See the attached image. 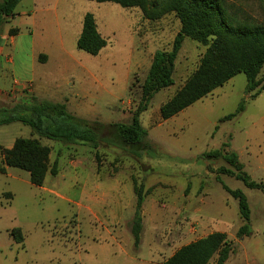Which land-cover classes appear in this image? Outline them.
<instances>
[{
	"label": "rangeland",
	"instance_id": "374dc122",
	"mask_svg": "<svg viewBox=\"0 0 264 264\" xmlns=\"http://www.w3.org/2000/svg\"><path fill=\"white\" fill-rule=\"evenodd\" d=\"M225 4L241 17L264 25V0H225ZM49 6L54 7L50 17L67 32L61 44L56 40L52 45L62 64H36L37 98L56 103L66 98L71 114L91 122L130 124L152 57L158 50H172L180 20L169 13L149 21L139 8L110 2L64 0L59 7ZM31 7L30 0L23 1L15 14ZM88 13L95 16L108 43L96 56L77 48ZM24 18L28 16L17 15L4 28L0 66L13 67L12 82L25 81L32 67V37ZM16 26L20 33L10 43L9 31ZM206 50L188 38L183 43L174 86L156 94L141 116L149 133L147 142L154 148L141 159L110 143L115 140L109 130H100L101 145L96 150L40 139L18 122L0 127L3 147L10 148L20 137L39 138L51 148L50 165L59 163L58 175H48L42 188L34 187L25 171H0V264H161L179 248L214 232L226 233L234 244L226 264H264V191L227 175H219L218 181L217 170L230 166L204 155L216 150L235 152L251 179L264 184V91L251 99L254 92L247 93V77L241 73L173 118L163 121L160 116L161 105L184 85ZM7 55L12 58L9 64ZM263 75L264 68L259 78ZM243 101V112L222 121ZM223 183L247 196L250 235H239L243 225L239 202L223 189ZM141 185L143 228L140 245L135 247L130 229ZM17 227L24 243L10 246V231ZM118 234L120 240L115 241ZM210 264H217V256Z\"/></svg>",
	"mask_w": 264,
	"mask_h": 264
},
{
	"label": "trees",
	"instance_id": "16d2710c",
	"mask_svg": "<svg viewBox=\"0 0 264 264\" xmlns=\"http://www.w3.org/2000/svg\"><path fill=\"white\" fill-rule=\"evenodd\" d=\"M23 0L0 1V47L4 44V28L13 17L18 5ZM98 3H115L123 8H139L144 18L149 21L162 19L169 13H175L181 28L176 35L172 50L155 52L150 69L140 86L141 98L132 113L130 124H111L109 126L91 122L88 119L71 114L66 104L39 99L34 96L23 98L11 107H0V127L13 123L29 126L40 139H49L64 145L82 144L93 149L101 145V131L109 130L117 144L134 157L141 159L143 153L154 149L147 142L148 130L141 124V116L151 106L153 98L159 92L174 86L176 61L185 40L191 39L207 47L199 66L188 77L184 85L169 97L160 108V116L167 121L178 115L196 102L208 97L219 87H223L235 76L244 73L247 77V93L250 98H257L264 91V25L254 22L225 4V0H89ZM20 30L12 28L10 36H17ZM107 40L99 32L96 18L86 14L83 30L77 40V48L96 56L106 46ZM44 58H41L42 62ZM137 81V80H136ZM245 110V101L241 102L235 113L225 116L222 121H229ZM37 138H17L11 148L0 144L3 157L1 173L6 167L25 171L30 183L42 187L48 175L56 176L59 172L58 160L50 165L51 148L43 145ZM216 160L223 159L230 168L221 167L219 175L235 177L250 189L264 191V184L253 181L244 171L235 152L222 153L216 150L204 154ZM99 159V155H97ZM223 189L239 202V214L243 225L240 236L251 233V209L247 196L241 190H232L224 183ZM136 211L131 233L134 245L138 247L143 228L142 207L145 200L144 186L136 191ZM10 235L16 244L24 243L21 228H13ZM234 252V244L226 233L214 232L206 237L191 242L161 264H210L217 256V264H226Z\"/></svg>",
	"mask_w": 264,
	"mask_h": 264
},
{
	"label": "crops",
	"instance_id": "0c3cea01",
	"mask_svg": "<svg viewBox=\"0 0 264 264\" xmlns=\"http://www.w3.org/2000/svg\"><path fill=\"white\" fill-rule=\"evenodd\" d=\"M23 1H27V0H23ZM30 1H31V6H32L31 9H28L22 14L16 13L15 17H13L10 21L15 20L17 18V15L28 16V19L24 18L25 21L23 23L28 28L29 33L32 37V54H31L32 67H31L30 73L29 74L27 73V77L25 81L19 82L13 79V82H12L10 81V79H11V76L13 77L14 75L13 67L11 65L10 66L8 65L0 66V103L6 104L4 105L6 107H11L12 105L19 103L23 98L28 97V96L37 97V94L39 91L36 87V80L38 77L37 76L38 74L36 73L37 72L36 64L39 62L41 63L40 61L41 58H44L42 62L45 65V67L46 65L53 63V62L54 64H58V65L62 64V59L61 58L59 59L57 52H55L52 49V45L56 40H58V42L61 44L64 39L63 38L64 34L67 31L65 30V28L60 26L61 24L59 21L55 22L53 21L52 17H50L52 16V13L54 12V7L49 6V4L52 3L56 7L57 5L59 7V4H62V1L64 0H54L55 2L53 0L51 1L50 0H30ZM83 22H84V19H83ZM14 28H18L19 30H21L19 26H16ZM5 33L6 34L8 33V29L5 31ZM3 38L4 40L6 39L4 35H3ZM15 38L16 36H11L9 39L10 43H13ZM3 53H4V47L2 46L0 47V57L3 56ZM59 54L61 55V52H59ZM6 58H7V62H6L7 64L12 62V58L9 55H7ZM151 64H152V61L150 63V66ZM61 103H64L67 106V104H69V101L68 99L64 98V101H62ZM7 169L9 170L10 168L6 167V170ZM42 187H36V188H42ZM133 213H134V210L131 213V217H130L131 219L133 218ZM131 222H133V219L131 220ZM201 224H203V222L199 223V227L201 226ZM9 230L11 229L7 230V234ZM113 238L115 241H118L120 240V235L118 234L117 236H114ZM11 239L12 241L9 243V245L18 246V244L15 243L12 237ZM120 245L121 244H119V249H121L123 251V254L126 255L125 249ZM0 249H2L1 245H0Z\"/></svg>",
	"mask_w": 264,
	"mask_h": 264
}]
</instances>
